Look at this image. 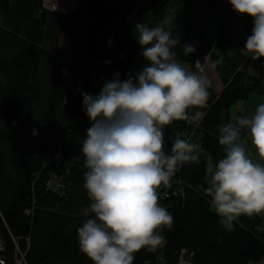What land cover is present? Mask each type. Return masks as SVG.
Returning a JSON list of instances; mask_svg holds the SVG:
<instances>
[{"label":"trees","instance_id":"1","mask_svg":"<svg viewBox=\"0 0 264 264\" xmlns=\"http://www.w3.org/2000/svg\"><path fill=\"white\" fill-rule=\"evenodd\" d=\"M41 1L0 0V233L9 250L11 234L27 264H92L77 240L81 209L90 203L80 150L90 127L82 93L95 96L115 73L123 81L138 71L145 62L135 24L154 27L167 21L170 8V28L181 38L178 59L203 66L209 58L224 88L217 93L205 72L212 86L207 114L195 128L198 159L179 166L170 187L160 189L173 225L163 232V247L139 251L134 264H176L181 249L192 253L191 264H246L264 257V214L241 215L227 231L205 193L208 160L215 164L225 155L219 125L234 122L228 111L246 96L243 72L215 53L243 49L252 19L235 13L228 0H79L66 15L44 10ZM211 23L217 28L213 44L205 36ZM184 44L195 52L185 56ZM193 127L186 121L165 127V152ZM51 176L60 180L58 190L47 187Z\"/></svg>","mask_w":264,"mask_h":264},{"label":"clouds","instance_id":"2","mask_svg":"<svg viewBox=\"0 0 264 264\" xmlns=\"http://www.w3.org/2000/svg\"><path fill=\"white\" fill-rule=\"evenodd\" d=\"M228 3L253 21L240 54L253 61L264 58V0ZM167 23L135 24L144 65L123 81L115 73L95 96L82 93L90 127L80 150L90 203L81 209L77 240L92 264H134L139 251L163 247V232L171 229L174 218L160 204V189L170 187L179 166L198 159L193 155L198 146L179 135L170 153L164 150L165 127L177 121L199 126L212 86L201 61L194 62V71L178 59L175 49L181 38ZM182 52L187 56L195 47L184 44ZM219 144L225 155L208 169L206 192L219 223L232 231L241 215L264 214V102L251 116L222 122Z\"/></svg>","mask_w":264,"mask_h":264},{"label":"rangeland","instance_id":"3","mask_svg":"<svg viewBox=\"0 0 264 264\" xmlns=\"http://www.w3.org/2000/svg\"><path fill=\"white\" fill-rule=\"evenodd\" d=\"M62 1L65 3V6L70 11L77 2V0H62ZM172 17H173L172 11L169 8L168 15H167L168 23L166 24L167 27L171 26ZM205 36H206V39L210 43L212 44L214 43L215 38H216V26L214 24L211 23L208 26ZM230 54H232L233 60L236 61V63H240L243 59V56L240 54V51L232 50L230 51ZM241 68L244 74V80L242 82V87L245 88L246 96L243 100H241L240 105H241L242 115L244 114L245 117H247L253 114L256 106L259 103L264 102V58H261L255 61L250 59ZM228 114H229V118L231 119V121H235L239 117L240 112L238 110V103L234 104L229 109ZM246 147L251 149L250 144L246 145ZM251 155L254 160L259 159L255 155L254 152H251ZM65 164L66 162L63 163V165ZM213 166H214L213 162L209 159L208 164H207V174H206V180L208 183L210 181V175H211L208 172V169ZM211 211L214 212L212 207H211Z\"/></svg>","mask_w":264,"mask_h":264},{"label":"built area","instance_id":"4","mask_svg":"<svg viewBox=\"0 0 264 264\" xmlns=\"http://www.w3.org/2000/svg\"><path fill=\"white\" fill-rule=\"evenodd\" d=\"M41 6L44 10L56 14L66 15L70 13V10L63 4L62 0H42ZM238 107L241 108L240 103L238 104ZM193 126L195 127L190 130H186L183 133L182 138H186L189 140V142L196 144L198 147L195 153H198L201 149L199 139L195 134V128L197 127V125L193 124ZM47 187L58 190L59 188H61L60 180L57 179L56 176H51L47 182ZM206 189L205 193L207 194ZM24 213L27 216L31 215L32 207L25 209ZM10 239L13 245L12 251L9 250L7 242L0 233V264H27L26 252L19 246V239L13 237L11 234ZM24 242L29 245V238H24ZM191 259L192 253L187 251L186 249H181L176 264H191ZM246 264H264V257H261L257 261H249Z\"/></svg>","mask_w":264,"mask_h":264},{"label":"crops","instance_id":"5","mask_svg":"<svg viewBox=\"0 0 264 264\" xmlns=\"http://www.w3.org/2000/svg\"><path fill=\"white\" fill-rule=\"evenodd\" d=\"M78 1L79 0H77L75 6L71 9V11H73L76 8ZM63 4L65 5L64 2H63ZM216 35H217V28H216ZM235 50L240 51L241 49H235ZM215 55L219 60H223L225 57H227L230 62L237 65V70H240V71H242L241 67L244 66L246 64V62H248L250 60V58L243 56L242 61L240 63H236V61L233 60L232 54H230V52H228L227 55H225V56L221 52H216ZM203 67H204L205 72L207 74H209V76L211 77V79L214 83L216 92L217 93L221 92L222 89L224 88V86H223L222 82L220 81L216 71L214 70L209 58H206L203 61ZM238 110H239L240 114H242L241 108L238 107ZM242 117H245V115L243 114Z\"/></svg>","mask_w":264,"mask_h":264}]
</instances>
